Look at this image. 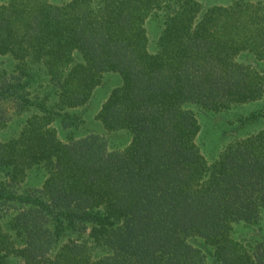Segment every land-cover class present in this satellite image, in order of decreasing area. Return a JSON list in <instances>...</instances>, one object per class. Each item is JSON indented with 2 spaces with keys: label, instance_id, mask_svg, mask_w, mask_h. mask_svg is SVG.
Returning a JSON list of instances; mask_svg holds the SVG:
<instances>
[{
  "label": "trees",
  "instance_id": "16d2710c",
  "mask_svg": "<svg viewBox=\"0 0 264 264\" xmlns=\"http://www.w3.org/2000/svg\"><path fill=\"white\" fill-rule=\"evenodd\" d=\"M262 100L264 0H0V264H264V106L199 142Z\"/></svg>",
  "mask_w": 264,
  "mask_h": 264
},
{
  "label": "rangeland",
  "instance_id": "374dc122",
  "mask_svg": "<svg viewBox=\"0 0 264 264\" xmlns=\"http://www.w3.org/2000/svg\"><path fill=\"white\" fill-rule=\"evenodd\" d=\"M263 66V65H262ZM120 78L117 74H107L104 76L103 82L94 92L92 101L86 106L81 113L84 118V124L77 130L75 137L81 138L90 134H103L109 137L112 147L125 148L129 142L130 137L126 132H108L102 127L100 120L97 118L99 110L102 104L109 97L112 90L120 84ZM264 106V100L258 103L249 104L246 106L236 107L230 111L220 114H208L202 117V124L204 126V132L201 135L199 142L204 149L209 152L219 142L221 144L222 133L225 130H235L240 127V119L248 117L253 112L259 111ZM263 122L258 121L246 128L248 132L258 131ZM19 122L11 123L7 128L0 130V141L8 140L15 137L20 132ZM220 146V145H219ZM45 180V174L43 170H31L23 184L27 187H41Z\"/></svg>",
  "mask_w": 264,
  "mask_h": 264
}]
</instances>
